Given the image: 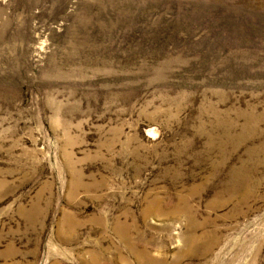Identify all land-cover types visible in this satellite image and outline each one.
I'll return each instance as SVG.
<instances>
[{
    "label": "rangeland",
    "instance_id": "374dc122",
    "mask_svg": "<svg viewBox=\"0 0 264 264\" xmlns=\"http://www.w3.org/2000/svg\"><path fill=\"white\" fill-rule=\"evenodd\" d=\"M0 264H264V0H0Z\"/></svg>",
    "mask_w": 264,
    "mask_h": 264
}]
</instances>
